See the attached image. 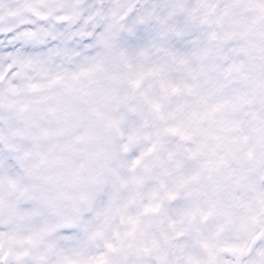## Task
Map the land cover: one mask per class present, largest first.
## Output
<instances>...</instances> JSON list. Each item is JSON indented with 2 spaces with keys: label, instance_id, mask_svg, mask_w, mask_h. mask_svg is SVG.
<instances>
[{
  "label": "snow or ice",
  "instance_id": "1",
  "mask_svg": "<svg viewBox=\"0 0 264 264\" xmlns=\"http://www.w3.org/2000/svg\"><path fill=\"white\" fill-rule=\"evenodd\" d=\"M0 264H264V0H0Z\"/></svg>",
  "mask_w": 264,
  "mask_h": 264
}]
</instances>
